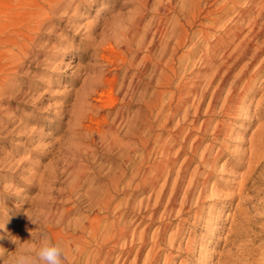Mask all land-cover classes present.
Segmentation results:
<instances>
[{
    "label": "bare ground",
    "instance_id": "1",
    "mask_svg": "<svg viewBox=\"0 0 264 264\" xmlns=\"http://www.w3.org/2000/svg\"><path fill=\"white\" fill-rule=\"evenodd\" d=\"M149 1L150 0L138 1L140 5L139 10H141V12L145 7H147ZM161 1L164 2L165 0ZM166 1L169 5L168 11H170V13L173 12L171 20L169 22L167 21L168 23H165L164 19H159L158 21H155L154 19V24H151L150 27H144V20L142 21L141 19L139 21H135L131 26L129 25L130 27L125 25L127 28L121 29L118 32L119 35L116 37L118 47L115 48L120 50V53L122 54L121 65L125 67L124 77L120 85L121 87L118 88L120 94L116 98L112 97L111 95H107V103H104L103 99L95 98L96 102L100 105L92 106L93 109L100 111L106 107H109V109H115L117 104H123L125 107L122 106L117 110L112 122L113 124H119L121 126L125 125L129 127V129L127 128V134L129 135L135 123L132 122L129 117L127 118L126 112L130 109L134 95L137 93L138 85H146L147 83L150 62L152 61L153 63H157V69L154 71H158V73L160 72L159 74H161V80L165 82V85L167 84V86L171 87V91L169 92L168 96L165 95V92L158 93V95L155 93L156 98L151 102H148L146 98V87V91H143L141 97L142 108L140 111V123L138 124L139 131L137 135L145 150L147 145L150 144L149 142L145 141V129L147 126L150 128L154 127V122L151 117L156 114V120L159 122L158 126H160L162 130L164 129L165 133L157 135V137L154 139V145L152 144L153 146H150V150L155 151L157 156L160 157V160L158 161L154 158V153H151L149 158L148 154L146 155L144 153L140 158H142V163H148L147 170L143 172L141 169L143 166L132 169L134 161L132 152L134 151V148H132L131 145L127 143L124 153L126 166L125 169L121 171V173L119 171L120 174L113 176L108 183H105V185H98V188H91L89 190L87 189V198L89 199L91 205V212L94 215L93 217L87 215L83 219L80 227L76 225L72 230L71 225H68V230H60L56 234L54 233L55 227L59 226L60 223L63 224L69 219L70 210L64 214H61L60 217L56 215L45 216L49 223V231L54 233V240L58 241V239L61 238V246L64 249L66 256L63 264H112L118 250H120V252L117 257L119 258L121 256V259L124 260L122 264H159L163 257L162 246L168 243L171 248L175 247L177 244V238L180 236V234H182L181 232L184 227L183 225H179L177 231L175 233H171L170 237L167 238L170 227L173 224L172 220L174 217L172 218V216L177 214L178 217H183L185 214H187L185 213V210L188 209V204H191V202L194 200H196L197 203L202 202L203 204V198L206 197L205 185L215 175L216 171L218 170V160L227 149V145L225 143L227 142L228 134H226L227 132H224V127L226 124L224 123V120H215L214 116L216 111L220 109L222 115L227 119H230L234 116L248 118L250 113V110L246 109L243 104L244 102L251 100L253 93L252 91H248L253 86H256L259 80V75L264 72V41L259 42L258 40L259 36L264 32V0H247L246 2L244 1L245 3L241 7V0H182V5L179 7L174 3V0ZM211 1L214 3L211 4V6H214L215 8L212 10H207L205 6ZM63 2L64 0H12L9 3L7 13H5L4 18L0 20V28L5 29L3 34L0 35V46L7 48L3 53L2 51L0 52V55H3L0 59V138H2L1 134L3 135L9 128V124L12 123V121L8 119L6 121L1 119V116H3L6 110L3 108L2 103L6 101L11 102L13 99L15 100L14 96L17 97V94L14 95L13 93L14 88L11 87V84H13L11 75L21 74L25 69L26 61L34 55L37 56L38 50L41 51L40 39L42 35L41 32L44 28L46 31L49 30L47 31L49 33L45 32L46 36L48 37L47 40L52 41V34L55 35L59 29L54 21V14H56L57 8L60 7ZM156 2L159 1L157 0ZM204 2H206V4H203ZM159 5L161 6L162 2ZM161 7L158 8L159 11H161ZM137 14L140 15L139 13ZM71 18L72 17L69 19ZM226 19L228 21L225 22ZM234 21L235 24L231 26L230 23ZM151 34L158 38L161 37V39L168 38L174 41V48L172 49L164 47L163 55L160 58L153 57L152 51L155 50L154 48L156 44L155 39L153 40L152 37L150 38ZM150 39V43L152 45L148 46ZM135 46H138V53L131 57ZM163 46L165 45L163 44ZM185 47L190 48L189 52H184L181 56L177 57L180 50ZM204 47L205 50H201V48ZM145 49H148L150 54L147 52V55L145 54L140 56L141 50L144 52ZM115 51L116 50H114V52ZM111 52L109 53L111 54ZM186 57H188L192 64L199 60L205 64L207 68L203 75L198 76V74H195V77H197L199 80L195 85H190V82L187 81L188 79L185 80V74L180 77L182 75V73L180 74V66ZM102 58L108 62H112L111 59H113L111 56H104ZM216 58H220V63L217 64L215 62ZM246 58H248V60L241 66V63ZM175 61L178 62L180 65L179 67H177V63ZM89 69L90 67L88 70ZM184 69L186 72L188 71L187 64ZM117 78L118 77L115 79L112 78L110 80L108 78L97 79L91 77V89L93 92H99L98 95L103 98L106 96L104 91L108 86L112 87L113 89L115 86H117ZM178 80L179 83H177ZM85 82V85L88 84L87 80H85ZM175 82L177 85L173 88ZM87 87L88 86L85 88ZM31 89L33 91L36 89L35 84ZM99 90L103 92L100 93ZM109 94L111 93L109 92ZM79 95L77 94L75 97L78 98ZM208 98H210V101L209 104L207 103L208 108L206 113L212 117L204 119L203 121H199ZM93 109L92 111H95ZM77 110L78 108L75 111L77 112ZM86 110H80L82 115L87 114ZM98 111H96V113ZM177 117L179 119L176 125L174 127L171 126L172 123L174 124V120ZM104 120L108 122L109 119L105 117ZM35 121L36 120L33 117L31 118L24 116L21 118V124H17V126H14L13 129L16 131L19 130L21 132H26L27 127ZM108 124L110 126L108 129H100L99 127L98 130L96 129L97 134L94 135H97L102 140H107V135L110 134V131L114 128V125L111 126V123ZM98 125L100 126V124ZM262 128L263 127L257 128L259 130H256L257 133L253 138L251 137V145L248 151H246V155L245 151H241L239 153L235 151L240 156L238 166L236 165V167H245L246 172L243 173L242 179L239 182V186L233 187L232 190H234V192L232 191L233 193L228 197L232 202L238 200L236 211L230 217L232 220L230 218L229 219L231 220V227L235 230L237 228L240 234H242L240 231H243V233L249 232V229H247L248 225L257 222L258 220L264 221V215L260 213V211L264 210V129ZM87 132L89 131L87 130ZM209 136H211V138H209L211 142L208 143L206 147H204L205 140H207ZM18 149L19 146H13L10 153L8 152V158L0 159V167H6L8 164L13 162L17 158V153L21 155ZM39 149L40 147L38 150ZM3 150L4 149L0 150V158L2 156ZM214 151H216V154ZM78 159L80 160L81 158ZM84 160H86L85 157ZM6 161L11 162L6 164ZM195 161H198L199 164L194 173L191 175L188 184L186 185V193L184 198H182L183 200L181 202V207L177 211L176 205L179 201L182 188L184 187L187 180L186 174L190 170H188V167ZM79 168L80 167L77 169ZM6 169H8V167ZM88 173H83L81 178L85 179ZM50 175L52 176V174ZM138 178L140 180L137 183V187H140L143 191L150 189L151 193L149 192L150 194L147 199L148 207L151 205V200L155 195L154 208L158 211L160 208L165 206L164 212H162L163 214L159 216V220L162 221L161 225L159 224L160 226L153 234L149 233L151 225H147L142 230L133 226V223L135 224L138 220L148 218L143 216L145 201H141L138 205H135L136 195H131L129 193L135 184V180ZM9 180L11 182V184H9L10 190L22 182L18 175L12 176ZM160 184L161 186L158 187ZM81 185L83 186L86 184ZM29 187L32 188L33 186L29 185ZM45 188L46 186L44 187V190H46ZM3 190L4 188L0 192V203L6 204L7 201L4 200L2 196L9 195L10 192ZM44 190L43 192L45 193L46 191ZM122 190L127 194L125 195L126 201H119L118 199V194ZM14 191L12 190V192ZM66 191H68V189ZM71 191H73V189ZM215 196L217 195L215 194ZM166 199L167 202L165 204ZM86 200L87 199H85V201ZM198 208L200 209V207ZM53 209L54 207L52 210ZM175 211H177V213H175ZM117 212L120 213L119 216L115 215ZM111 215L112 217L114 216V219L111 222H108L109 220L107 219L110 218ZM149 218L151 220L157 219V212L149 215ZM37 219L38 218H36V220ZM187 219H182L181 222H186ZM223 221L224 219H222V222ZM27 223H29V221ZM31 223L33 224V222ZM0 228L3 229L1 223ZM192 245L193 244H191V246ZM191 246L190 243L188 246H186L188 252L191 250ZM147 248H149V250L144 257ZM190 252L193 251L191 250ZM14 258L15 257L12 259L13 263L15 260ZM172 258L173 257L170 254L165 255V264H170ZM130 259L131 262L128 263ZM203 260L204 258L201 257L200 262ZM116 264L120 263L116 262Z\"/></svg>",
    "mask_w": 264,
    "mask_h": 264
},
{
    "label": "rangeland",
    "instance_id": "2",
    "mask_svg": "<svg viewBox=\"0 0 264 264\" xmlns=\"http://www.w3.org/2000/svg\"><path fill=\"white\" fill-rule=\"evenodd\" d=\"M11 1L12 0H0V20L4 18L5 13H7L8 6ZM138 1L139 0H64L62 5L57 8L56 14H54V21L59 28L58 32L55 34L57 36L52 34V41L47 40L48 37L45 32L49 30L46 31L44 28L41 32L42 35L40 39L41 51L38 50L37 56L34 55L26 61L25 69L21 74L11 75L13 80L11 87L14 88L13 93L14 95L17 94V97L14 96L15 100L13 99L11 102L6 101L2 103L3 108L6 110L3 116H1V119L5 121L8 119L12 121V123L9 124V128L5 133L3 135L1 134L2 138H0V150H4L0 159L8 158L7 155L9 156L13 146H19L18 150L21 155L17 153V158L13 162L6 161V164L11 163L6 167H0V189L2 190L4 188L5 191L7 190L6 192H10L9 195L2 196L7 203H0V223L3 227V229L0 228V264H14L12 261L13 257H16L19 254L27 255V250L36 247V241L41 233L46 232L50 234L53 239H55L53 235L54 233L57 234L60 230H66L68 225H71L73 230L74 226H81L85 216L90 215L93 217L94 215L91 212V205L89 199L87 198V192L91 188H98V185H105V183H108L113 176L120 174L121 171L125 169L124 153L127 143L134 148V151L132 152L134 160L132 169L143 166L141 168L142 171L144 172L147 170L148 163H142V158H140L144 153L146 155L148 154V158L151 156V153H154V158L158 161L160 160V157L157 156L155 151L150 150L154 145V139L157 135L165 133V130H162L161 127L158 126L159 122L156 120V114L152 116L154 118L151 117L154 122V127L150 128L147 126L145 129V141L150 143L147 145V148L145 149L146 151L140 143V139L137 135L139 131L138 124L140 123V111L142 108L141 97L143 91H146V87V98L148 102H151L156 98L155 93L158 95V93L165 92V95L168 96L171 91V87L167 86V84L165 85V82L161 80L162 78L161 74H159L160 72L158 73V71H154L157 69V63L149 61L150 69L148 68L147 86L144 84L138 85L137 93L134 95L133 99L134 102L132 101L129 111L127 110L126 112L127 118L129 117V119L135 123L129 135L127 134L129 127L125 125L121 126L119 124H113L112 122L117 110L122 106L125 107L123 104H117L115 109H109V107H106L105 109L100 110L101 112L97 109H93L92 107L93 105H100L96 102V99H103L104 103H107V95H111L116 98L120 94L118 88L121 87L120 85L124 77L125 67L121 65L122 54L120 53V50L115 48L118 47L116 42V37L119 35L118 32L121 29L127 28L126 26H131L137 20H144V27H150V25L154 24L156 20L158 21L159 19H164V22L166 23L167 21L169 22L173 16V12L170 13V11H168L169 5L166 0L164 2L161 0H158L159 2H156L157 0H150L149 4L142 12L139 10L140 5ZM160 1L162 2V7L159 5L161 3ZM244 1L246 2L247 0H241L240 7L245 3ZM174 3L179 7L182 5V0H174ZM203 4H206V2ZM211 4H214L213 1L209 2L205 8L207 10L214 9L215 7L211 6ZM159 7H161V11L158 10ZM70 17L72 18L69 19ZM227 19L225 22L228 21ZM231 23L230 25L233 26L235 21ZM4 30L5 29L0 28V35L3 34ZM151 37L153 40L155 39L156 44L154 48L155 50L152 51V55L155 58H160L163 55L164 47L173 49L175 46L173 44L174 41L168 38L161 39V37H159V39L152 34L150 38ZM258 40L259 42L264 41V32L259 36ZM150 41L151 39L148 42V46L152 45ZM163 44L165 46H163ZM188 47L181 49L177 57L181 56L184 52L188 53L190 50ZM134 48L137 50H133L131 57L138 53V46H135ZM6 49V47L0 46V52L2 51L3 53ZM148 49L144 50L145 53L141 50L140 56L145 54L147 55L148 53L150 54ZM114 50L116 51L114 52ZM201 50L204 51L205 47L201 48ZM109 52H111V54ZM1 56L3 55H0V59L2 58ZM104 56H111V58H113L111 59L112 62H108L103 59L102 57ZM247 60L248 58L241 63V66ZM175 62L177 63V67H179L180 65L178 62ZM215 62L217 64L220 63V58H216ZM195 63L192 64L188 57H186L180 66V74L182 73L180 77L185 74V80L188 79L187 81L190 82V85H195L199 81L198 78L195 77V74L201 76L207 70L206 65L199 60ZM186 64L188 68L187 72L184 69ZM89 67L90 69L88 70ZM91 77L97 79L108 78L110 80L118 77V83L117 86H115V88H117L113 89L108 86L104 91L106 96L102 98L98 95L99 92L92 91V86L90 85V82L92 83ZM85 80L88 81V84L86 85ZM177 83H179V80ZM177 83H174L173 88L177 85ZM34 84L36 89L33 91L31 88ZM86 86L88 87L85 88ZM86 90L89 93H87ZM99 91L100 93L103 92L101 90ZM250 91L253 93L251 100L244 102L243 104L246 109L250 110L248 118L234 116L227 119L222 115L220 109L216 111V117L214 116L215 120H224V123L226 124L224 132H227L226 134H228L227 142L225 143L227 145V149L218 160V170L215 175L205 185L206 197L203 198V204L202 202L197 203V201L194 200L191 204H188V206H191L192 208L188 207V209L185 210V213L187 214L183 217H178L177 214L172 216V218L174 217L172 220L173 224L170 227L167 238L170 237L171 233H175L177 231L179 225H183L184 227L181 232L182 234H180L177 238V244L175 247L171 248L168 243L162 246L163 257L159 264H165L164 256L169 254L173 257L170 264H212V261L213 264L264 263V221L258 220L257 222L248 225L247 229H249V232L243 233V231H240L242 233L240 234L237 228L235 230L231 227L232 218H230L236 211L238 200L232 202L228 198L234 192V190H232L233 187L239 186L242 175L246 172L245 167H236V165L238 166V162L240 160V156L237 153L245 151L246 155V151L250 148L252 138L259 130L257 128L263 127L262 129H264V72L259 75V80L256 86L250 88L248 92ZM109 92L111 94H109ZM77 94H80L78 98L75 97ZM209 101L210 98H208L205 104V108L199 121L212 117L206 113ZM77 108L78 110L76 112L75 110ZM84 109H87V114L82 115L80 110ZM92 109L95 111H92ZM96 111L98 112L96 113ZM24 116L33 117L36 121L27 127L26 132L14 130V126L21 124V118ZM105 117L109 119L108 122L104 120ZM178 119V117L175 118V122L173 121L174 124L172 123L171 126L174 127ZM108 123H111V126L114 125V128L112 127L114 131H110L112 134L108 132L110 134L107 135V140H102L97 135H94L97 134L99 127L100 129H108L110 127ZM98 124H100V126ZM87 130L90 133L87 132ZM115 138L117 139V142ZM209 138H211V136L205 140L204 147L211 142ZM39 147L40 149L38 150ZM214 153L216 154V151H214ZM84 157L87 162L84 160ZM78 158L81 159L79 160ZM198 164L199 162L195 161L188 167V170H190L186 174L187 180L184 185L185 188H182L183 192L181 191L179 201L176 205L177 211L181 207L182 198H184L186 193V185L188 184V181L196 170ZM7 167L8 169H6ZM78 167L80 168L77 169ZM85 172L89 173L85 179H82L81 175ZM49 173L52 174V176ZM14 175H18L22 182L16 185L15 188L12 189L15 191L12 192L9 188V184H11L9 179ZM139 180V178L135 180L136 185L134 184L129 193L131 195H136L135 205H138L141 201H145L143 216L148 218L138 220L135 224L133 223V226L142 230L147 225H151L149 233L153 234L161 225L162 221L159 220V216L163 214L162 212H164L165 206L160 208L158 211L154 208L155 195L151 200V205L148 207L147 199L151 192L150 189L143 191L140 187H137ZM81 184L86 185L82 186ZM161 184L158 187H160ZM29 185L33 187L31 188ZM45 186L46 190H44ZM78 187L82 188L79 189ZM67 189L68 191H66ZM70 189H73L74 193ZM43 190L46 192L44 193ZM122 192L123 190L118 194V199L119 201H126L125 195L127 194ZM85 199L87 200L85 201ZM166 202L167 199L165 204ZM83 204L86 205L84 206ZM53 207L54 209L52 210ZM198 207H200V209ZM68 210H70L69 219L63 224L60 223L59 226L55 227L54 233H51L48 229L49 223L45 216L56 215L60 217L61 214L66 213ZM177 211H175V213H177ZM154 212H157L158 220H151L149 218V215ZM260 213L264 215V210L260 211ZM115 215L119 216L120 213L117 212ZM30 218L33 219L35 224L31 223L32 221ZM36 218L40 221L38 219L36 220ZM113 219L114 216L112 217L111 215V217L107 220H109L108 222H111ZM182 219H187L189 221L186 220V222H181ZM222 219H224L223 222ZM28 221L29 223H27ZM13 238L16 239L19 247L13 244ZM60 240L61 238L58 239V241ZM189 243L190 246L191 244L194 245L191 246V250L193 252H190V250V253L186 248ZM148 250L149 248L145 251L144 257ZM119 252L120 250L117 251L112 264H116V262H119L120 264L123 263L124 260L121 259V256L119 258L117 257ZM201 257H203L204 260L200 262ZM131 259L128 263L131 262Z\"/></svg>",
    "mask_w": 264,
    "mask_h": 264
},
{
    "label": "clouds",
    "instance_id": "3",
    "mask_svg": "<svg viewBox=\"0 0 264 264\" xmlns=\"http://www.w3.org/2000/svg\"><path fill=\"white\" fill-rule=\"evenodd\" d=\"M13 243L17 246L15 238H13ZM65 259L61 242L54 241L50 234L44 232L39 235L36 247L29 249L27 255H17L14 264H63Z\"/></svg>",
    "mask_w": 264,
    "mask_h": 264
}]
</instances>
